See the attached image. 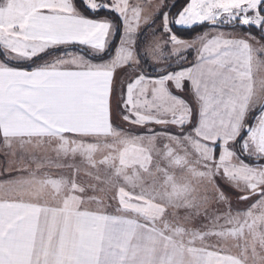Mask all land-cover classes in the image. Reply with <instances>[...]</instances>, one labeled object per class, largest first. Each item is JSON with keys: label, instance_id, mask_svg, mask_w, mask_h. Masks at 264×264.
Masks as SVG:
<instances>
[{"label": "snow or ice", "instance_id": "snow-or-ice-1", "mask_svg": "<svg viewBox=\"0 0 264 264\" xmlns=\"http://www.w3.org/2000/svg\"><path fill=\"white\" fill-rule=\"evenodd\" d=\"M175 7L0 0V264H264V0Z\"/></svg>", "mask_w": 264, "mask_h": 264}, {"label": "trees", "instance_id": "trees-1", "mask_svg": "<svg viewBox=\"0 0 264 264\" xmlns=\"http://www.w3.org/2000/svg\"><path fill=\"white\" fill-rule=\"evenodd\" d=\"M189 1L190 0H178L176 11L179 10L182 6L186 5ZM206 29L207 28H204L203 31ZM197 34H198L197 32H192L190 30H178L177 31V35L180 36L181 38H191L192 36H195Z\"/></svg>", "mask_w": 264, "mask_h": 264}, {"label": "crops", "instance_id": "crops-1", "mask_svg": "<svg viewBox=\"0 0 264 264\" xmlns=\"http://www.w3.org/2000/svg\"><path fill=\"white\" fill-rule=\"evenodd\" d=\"M177 2L178 0H168V3L169 5L171 6L172 4H175L176 7H177ZM190 2V1H189ZM176 7L175 8H172V11L175 12L176 11ZM208 29L204 30V31H207Z\"/></svg>", "mask_w": 264, "mask_h": 264}, {"label": "rangeland", "instance_id": "rangeland-1", "mask_svg": "<svg viewBox=\"0 0 264 264\" xmlns=\"http://www.w3.org/2000/svg\"><path fill=\"white\" fill-rule=\"evenodd\" d=\"M157 127L158 129L161 128L162 126H155ZM233 253H235V249H233Z\"/></svg>", "mask_w": 264, "mask_h": 264}]
</instances>
